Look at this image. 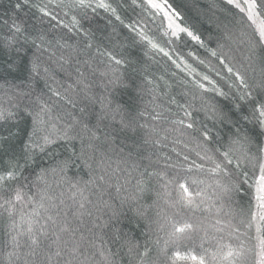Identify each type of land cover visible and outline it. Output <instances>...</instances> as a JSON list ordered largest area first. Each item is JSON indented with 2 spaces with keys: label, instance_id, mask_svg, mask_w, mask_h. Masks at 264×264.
Instances as JSON below:
<instances>
[{
  "label": "snow or ice",
  "instance_id": "snow-or-ice-1",
  "mask_svg": "<svg viewBox=\"0 0 264 264\" xmlns=\"http://www.w3.org/2000/svg\"><path fill=\"white\" fill-rule=\"evenodd\" d=\"M226 5L238 10L251 29L241 33L242 42L264 61V0H226ZM131 6L141 9L146 17L129 18L125 26L172 63H176L172 54L145 31V18H160L167 45L174 46L185 34L202 48L207 47L200 35L183 25L180 11L170 0H131ZM22 7L35 9L41 22L46 20L53 31L63 35L57 39L55 35L49 38L50 33L44 30L29 31L15 17L11 22L0 20V25L7 28L4 31L0 27V51L12 60L9 69L15 70L18 61L27 58L30 79H43L50 93H35L31 86L23 91L8 82V87L0 85V127L18 123L19 101L25 97L29 103L23 112L32 122L19 152L12 146L15 131L9 128L8 135H0V153L4 154L0 158V264H114L116 253L108 246L109 241L126 246L136 264H264V78L257 82L240 71L234 72L221 60L222 53L208 49L228 73H234L235 81L231 86L234 91L219 92L230 98V108L208 101L201 107L211 114L210 119L228 129V145L214 149L209 145L220 142L213 141L206 127L196 125L189 110L192 104H179L174 97L161 99L167 94L159 92L155 80L143 74L146 69L136 67L124 51L97 46L93 55V45L87 40L83 49L68 43L77 36L90 37L82 23L89 10L92 14L98 10L111 12L124 24L112 3L18 0L14 5L16 10ZM74 11L76 14L71 15ZM60 12L65 17L71 15L69 23L59 18ZM81 51L89 58L82 59ZM176 55L187 64L179 52ZM60 73L63 82L56 81ZM49 80L58 86L52 87ZM96 80L107 95L93 94ZM196 86L219 91L206 89L199 81ZM118 87L132 89L139 99L149 98L142 108L126 109L109 98ZM172 105L183 112V117L173 113ZM69 106L74 112L66 110ZM118 116V130L136 134L131 144L127 139L116 143L114 129L106 122L116 121ZM93 118L96 122L89 127ZM171 133H179L174 144H183L185 149L194 147L189 152H178L174 147L175 160L164 155L160 169L161 157L148 148L161 145ZM76 139L81 141L77 158L89 170L86 181L68 176L70 160H56L49 152L58 141ZM42 153L53 161L48 167L37 164V156ZM245 186L249 199L246 205H240L234 196L245 191ZM152 191L155 219L148 225L146 241L141 245L125 238L116 224L125 204L138 202ZM105 195L109 199L105 200ZM138 215L146 218L144 211H138ZM85 217H95L91 227H85ZM106 229L113 235L109 236Z\"/></svg>",
  "mask_w": 264,
  "mask_h": 264
},
{
  "label": "trees",
  "instance_id": "trees-1",
  "mask_svg": "<svg viewBox=\"0 0 264 264\" xmlns=\"http://www.w3.org/2000/svg\"><path fill=\"white\" fill-rule=\"evenodd\" d=\"M18 0H0V20L7 19L11 22V18L15 17L18 23L24 24L29 31L33 29L44 30L50 33L49 38L55 35L57 39L63 35L59 30L53 31L48 22L45 20L41 22L39 19L40 14L35 9H29L22 7L20 10L14 8L15 3ZM106 2L112 3L114 8H117V13L124 24H121L115 19V16L111 12H105L104 10H98L97 14H92L89 10L88 18L83 23V28L86 31H90L91 35L89 38L82 39L77 36L73 40H69L70 44H78L83 49L85 40L92 43L93 48L91 53L95 54L97 46L103 50L104 48L112 49L116 47L124 51L125 55L134 62V65L138 68L146 69L143 74L147 76L149 80H155L156 84L160 87L159 92L167 94V96H161V99H167V97H174L179 104L186 105L192 104V118L195 120L198 127H206L209 130L210 136L213 141H219L220 143H211L209 146L212 148L220 147L221 144L224 146L228 145V129L223 128L220 124L210 119V113H206L201 110L204 101L216 104L219 107L230 108L232 102L230 98L220 96L219 92L234 91L232 89V83L234 81V73H228L227 67L222 66L221 62L216 57L211 55L209 48L216 50L218 53H222L221 60L224 64L233 68L234 72L240 71L245 74L247 78L254 79L259 82L264 78V61L259 58V55H253L249 50L246 43H243L242 32H251L248 28L247 23L241 19V14L238 10L232 9L226 5V0H170L174 7L180 11L183 17V25L188 27L197 35H200L204 40L207 47L202 48L195 41L191 40L185 34H182V41L176 42L173 45H167L165 41L168 37L163 36L164 28L159 27L160 18L157 17L155 21L145 18L144 23L147 25L145 31L149 36L153 38L161 47L165 48L172 54V59L176 63H172L168 57H165L163 53L152 49L150 45L142 41L140 37L132 33L125 25L129 23V18L132 20H138L142 17H146V14L141 9L131 6V0H106ZM123 4V7L118 5ZM60 11L59 9L57 10ZM74 11L71 15H75ZM71 15L65 17L60 12V19L65 23H69ZM79 18V17H78ZM250 23V22H249ZM166 24V22H165ZM4 31H7L6 26L0 25ZM232 36L231 40L225 39L226 36ZM174 39V38H173ZM64 40L61 39V43ZM220 45H223L221 48ZM175 47V51H173ZM184 57V61L178 59L176 53ZM195 55L190 56L189 53ZM82 59H88V53L81 51ZM31 56V52L28 53ZM251 57V59H249ZM204 63L201 64L200 61ZM12 63L9 59V55L0 51V85L8 87V83L12 85H18L23 91H28L29 86L35 89V93H48V88L45 81L37 77L34 81L30 79L29 65L27 58L19 60L18 66L15 70L9 69L8 65ZM180 66L177 67L176 65ZM204 76H208V80H204ZM136 78L139 80L140 76ZM56 81H64L63 73L56 76ZM196 81L203 83L206 89H218L219 91H205L196 86ZM213 81L215 83H213ZM8 82V83H6ZM48 84L52 87H57L55 81L49 80ZM63 89H61L62 91ZM93 94L97 97L107 95L103 87H101L100 81L96 80L92 86ZM3 89H0V95H2ZM50 95V93H48ZM202 97V98H201ZM113 100L114 104L119 103L125 106L126 109L134 111L137 107L142 108L144 101L149 97L144 96L143 99L137 97L136 92L130 88L118 87L114 92H111L109 97ZM20 111L19 119L16 124H9L7 127H0V135H8V129L11 128L17 133L16 138L12 141V146L17 152L20 151L21 145L28 139L31 132L32 122L31 118L28 117L24 112L23 108L29 103L27 97L20 99ZM167 106V105H166ZM173 113H178L180 117H183V112L179 111L176 105H172ZM97 110L99 109V103L96 104ZM69 112H74L71 107L66 109ZM127 115V112H125ZM167 115H172L168 113ZM119 116L116 121H106L112 125L114 129L113 134L116 136V143H120L127 139V142L131 144L132 139L135 138L136 134L129 131H119ZM93 118L89 123V127L95 124ZM167 126V125H165ZM161 135H164L162 133ZM179 133L169 134V138L166 141H162L161 145H156L153 149L149 146L148 151H156V154L161 157V164L158 166L163 169V156L171 155L175 160V154L172 149L175 147L178 152H189L194 145H189L188 149H185L183 144H174L173 140L178 137ZM185 139V137H180ZM86 143V141H85ZM166 145V146H165ZM81 149V141L79 139L72 141H58L53 145L49 152L54 154L56 160L69 159L70 166L68 169V176L74 179L88 180L89 170L84 165L82 159H78ZM101 150H104L103 148ZM256 147L252 146V152L255 153ZM3 153H0V158H3ZM195 158L194 153H192ZM155 159V157H153ZM53 161L49 158L47 153H42L37 156V164L40 167H48ZM146 163V162H145ZM210 166V165H209ZM39 171V168L36 169ZM201 179H207L211 182L212 177L201 176ZM113 191L114 190H110ZM148 195L151 198H148ZM146 195L138 202H129L124 205L122 209V215L119 223L116 227L120 229V232L125 238H131L139 244H144L146 241L145 233L149 232L148 225L155 219L156 208L154 206L155 191ZM93 200L95 196L91 197ZM104 199H109L108 195L104 196ZM249 199L247 189L245 191L234 196V200L240 205H246ZM254 203V201H253ZM138 211H144L146 218H141L138 215ZM107 219V217H103ZM150 218V219H149ZM95 217H85V227H91L92 221ZM154 227V225H153ZM109 236L113 233L108 229ZM107 239V237H106ZM108 246L112 248L113 252L116 253L114 256V264H136V258L134 254H130L127 247H121V242L117 241L112 243L109 241Z\"/></svg>",
  "mask_w": 264,
  "mask_h": 264
}]
</instances>
